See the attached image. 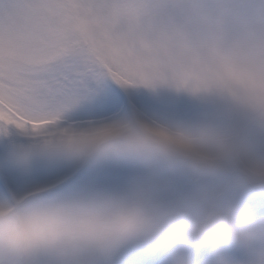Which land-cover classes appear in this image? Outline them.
Instances as JSON below:
<instances>
[{
    "label": "rangeland",
    "instance_id": "obj_1",
    "mask_svg": "<svg viewBox=\"0 0 264 264\" xmlns=\"http://www.w3.org/2000/svg\"><path fill=\"white\" fill-rule=\"evenodd\" d=\"M245 151L264 0H0V264H264Z\"/></svg>",
    "mask_w": 264,
    "mask_h": 264
},
{
    "label": "bare ground",
    "instance_id": "obj_2",
    "mask_svg": "<svg viewBox=\"0 0 264 264\" xmlns=\"http://www.w3.org/2000/svg\"><path fill=\"white\" fill-rule=\"evenodd\" d=\"M110 98H111V101L106 100L105 102L110 101L111 103L102 104V106L99 109L94 110V112H95L94 115H96L97 117L96 116L92 117L94 121L92 124H88L89 126L86 127L87 129L93 130V129L99 128L101 126H107V124L112 125V124L118 122V120L110 118V115H113L112 113L115 112L116 104H117V100L115 97H113V95L110 96ZM42 106H43V108L41 107V108H39V110H40V112H43V113L48 112L49 111L48 108L54 107L53 102L49 103V105H46V106L42 105ZM55 108H58V107L55 106ZM55 108H52V109H55ZM117 108H119V107H117ZM62 111L64 113H66L67 109L63 108ZM245 154H246V156L244 158H246L252 165H254L258 169L259 172L264 174V162L259 160L256 156H254L250 153L246 152Z\"/></svg>",
    "mask_w": 264,
    "mask_h": 264
},
{
    "label": "trees",
    "instance_id": "obj_3",
    "mask_svg": "<svg viewBox=\"0 0 264 264\" xmlns=\"http://www.w3.org/2000/svg\"><path fill=\"white\" fill-rule=\"evenodd\" d=\"M264 185V184H263Z\"/></svg>",
    "mask_w": 264,
    "mask_h": 264
}]
</instances>
